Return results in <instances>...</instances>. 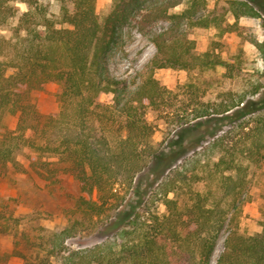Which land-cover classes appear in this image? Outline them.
<instances>
[{"label":"trees","instance_id":"1","mask_svg":"<svg viewBox=\"0 0 264 264\" xmlns=\"http://www.w3.org/2000/svg\"><path fill=\"white\" fill-rule=\"evenodd\" d=\"M59 1L60 11L54 14L43 0H0V117L17 118L15 128L0 135V174L20 164L19 154L26 155L40 175H45L42 166L52 175L71 173L90 196L81 198L90 211L84 215L92 220L93 211L100 212L115 196L117 183L149 170L157 157L159 148L150 141L156 131L147 117L150 110L172 124V130L228 112L244 99L232 97L218 104L195 99L193 84H187L181 96L154 75L157 68H191L193 60H200L202 67L213 66L209 51L192 52L193 28L209 27L217 20L201 13L204 0L151 1L137 22L145 26L165 19L171 26L150 35L157 52L147 76L133 86L110 73L108 60L124 43V23L133 18L136 0H115L103 19L96 12V0ZM19 2L27 9L21 11ZM180 3L182 9L172 11ZM227 3L233 4L236 18L256 14L246 0ZM49 82H59L62 89L58 110L45 112L38 94ZM104 93L113 95L111 103L100 102ZM250 119L217 134L165 175L153 195L163 196L167 213L160 215L149 205L154 200H148L149 207L137 211L114 235L75 249L65 241L78 233L83 221H70L49 234L53 255L60 264H211L218 233L227 220L233 224L241 215L247 186L262 165L248 158L264 148V110ZM239 130L248 140H237ZM177 188L187 190L183 206L169 196ZM94 190L97 200L91 197ZM261 226L250 235L231 227L217 264H264V211Z\"/></svg>","mask_w":264,"mask_h":264},{"label":"rangeland","instance_id":"2","mask_svg":"<svg viewBox=\"0 0 264 264\" xmlns=\"http://www.w3.org/2000/svg\"><path fill=\"white\" fill-rule=\"evenodd\" d=\"M43 1L50 3V10L54 14L60 11L59 0ZM114 1L96 0V12L100 19L113 9ZM151 1L153 0L134 2L133 18L124 23V43L115 47L109 55L110 73L132 86L147 76L157 52L150 35L168 31L171 26L165 19L149 22L145 26L137 22L147 12ZM204 1L201 13H210L217 20L209 27L193 28L190 35L195 39L192 52L202 55L209 51L213 66L202 67L200 60H193L189 62L191 68H157L154 75L169 89L180 91L181 96L188 89L186 85L193 84L195 99L201 98L218 104L229 103L232 97L241 96L244 102L228 112L195 119L172 130H169L172 124L166 122L158 112L150 110L147 117L156 127L150 141L159 148L157 157L153 159L149 170L136 175L132 181L117 183L114 188L115 196L110 197L111 201L100 212H91L92 220H88V214L84 215L88 211V205L81 198L82 195L86 198L90 196L81 190L75 175H52L44 166L41 169L45 175H40L29 165L30 159L19 154L20 164L11 166L5 175L0 174V264H26V259L27 264H60L51 252L52 241L49 234L76 219L83 222L78 225V233L65 241L70 249L94 246L111 237L137 211L149 207L146 204L148 200H154L155 204L149 205L152 209L155 207L160 215L167 213L164 198H161L163 196L153 195L165 175L217 134L233 128L237 123L252 120L250 118L255 112L264 110V0H246L254 7L256 14H241L238 18L232 13L233 4H228L227 0ZM18 5L21 11L27 9L24 2H19ZM182 7L183 3H180L172 11H179ZM236 20L237 24L233 25ZM167 49L171 50L169 47ZM61 89L59 82H49L38 94V101L45 112L58 110ZM112 96L111 93H104L100 102L111 103ZM16 122L14 115L0 117V135L5 129H14ZM240 137L243 141L248 140L245 133L239 130L237 140ZM2 147L4 143L0 142V148ZM29 151L26 149V152ZM34 155L42 156V160L47 162L53 161L52 157L39 153ZM248 161H261L262 165L255 169V176L247 186V201L241 215L233 224L227 220L218 233L211 264H217L231 227L244 235L262 229L264 148L260 153L249 156ZM50 167L52 164H49ZM169 196L177 198L182 206L188 201L185 188H177ZM91 197L93 200L98 199L97 190L93 191Z\"/></svg>","mask_w":264,"mask_h":264}]
</instances>
